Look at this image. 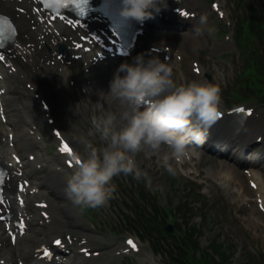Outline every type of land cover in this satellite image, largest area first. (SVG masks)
I'll return each mask as SVG.
<instances>
[{"label":"clouds","instance_id":"9594fccd","mask_svg":"<svg viewBox=\"0 0 264 264\" xmlns=\"http://www.w3.org/2000/svg\"><path fill=\"white\" fill-rule=\"evenodd\" d=\"M162 0H120L119 18L143 23ZM203 22V19H202ZM107 95L118 102L119 117L111 111L93 115L90 128L78 142L74 167L65 176V195L76 206L97 209L114 198V178H147L134 160L144 148L163 147L176 160L192 146H202L209 129L221 116V89L210 82L177 84L172 68L158 57L138 54L121 63L109 82ZM88 137H97L100 146ZM167 160V157H165ZM171 172L172 169L168 168Z\"/></svg>","mask_w":264,"mask_h":264},{"label":"bare ground","instance_id":"6f19581e","mask_svg":"<svg viewBox=\"0 0 264 264\" xmlns=\"http://www.w3.org/2000/svg\"><path fill=\"white\" fill-rule=\"evenodd\" d=\"M4 5H5L4 2H0V6H4ZM187 75H188V77H191V74L190 73L187 74ZM101 99H102V96L100 94H97L95 96V98H94V100L95 101H98V102L101 101ZM109 109H110L111 112L115 113L119 117V114L121 112V108L119 106H117L116 104L110 102L109 103ZM23 144L26 146L28 144V141L27 140L24 141ZM148 152L149 151H146V153H148ZM151 152L153 153V151H151ZM151 152H150V154H151ZM165 153L166 152H162V150H159V152H157V154L159 156H161V155L165 156ZM186 159H187V157H186ZM39 163H41V161ZM221 166L224 167V168H226V167H228V164H227V162H222L221 161ZM41 169L45 170L44 168H41ZM232 173L236 176V174L234 172H232V171L227 172L229 179H230V176L232 177ZM51 175H52V173H46L45 171H41V172H36L34 178L39 181V187L41 189L48 191L50 189H54L55 187H57L58 186V183H59V181L56 180V179H54ZM234 181L235 180H233L232 182H234ZM232 188H233L232 189V192L235 193V194H237L236 195L237 197L239 196V194L234 189H237V188H238V190L243 189L242 185L239 184V183H234L232 185ZM259 194H260L261 197H264V191L261 190V192ZM243 199H245V198H243ZM258 221H260V220H256V223L257 224H258ZM250 222H251L252 227L255 228V226L253 224V221H250ZM72 223H76V221L73 220V221H71V224ZM27 242H28L29 246H32L34 244L33 238L29 239ZM82 264H84V263H82Z\"/></svg>","mask_w":264,"mask_h":264},{"label":"rangeland","instance_id":"374dc122","mask_svg":"<svg viewBox=\"0 0 264 264\" xmlns=\"http://www.w3.org/2000/svg\"><path fill=\"white\" fill-rule=\"evenodd\" d=\"M249 2H250V6H253V7H257L258 6V3H257V1L256 0H248ZM167 167V166H166ZM173 177H175V178H182V177H179L178 176V174L177 173H172L171 174ZM183 179H185V178H182V179H180V180H178V181H175V185L176 186H178L179 188H180V191H181V195L184 193V190H183V188L185 187V190L187 189H189L190 188V184H188L185 180H183ZM197 180H199L200 178L199 177H197L196 178ZM188 181H190L189 179H187ZM191 182V181H190ZM213 189V188H212ZM210 191V193H209V195H212L213 197H215L216 196V190H209ZM163 192H165V191H159L158 192V194L160 193V194H162ZM159 197L160 198H162V196L161 195H159ZM216 198V197H215ZM249 213H250V211L248 212V216H249ZM224 220H229V219H224ZM217 226L218 225H216V224H211V225H204V224H201L200 222L198 223V227H200V230H201V232L203 231V229H204V232H205V239L207 240V241H210V240H212L213 239V236H211L212 235V232L209 230V228H217ZM221 227H218L217 229H220ZM222 228H230V229H233V225L231 224V222H229V223H227L226 225H223L222 224ZM121 230L122 229H120L119 231H118V234H117V236L118 237H120V232H121ZM226 235L227 236H231L232 238H233V236H234V231L233 230H228L227 231V233H226ZM235 237V236H234ZM204 239V238H203ZM203 239H201V240H203ZM202 242H204V240L202 241ZM250 245H252L253 247H258V248H260L261 246L262 247H264L262 244H261V241H257V240H253V241H251L250 242ZM144 251H145V246H144V249H143V252H142V256H143V254H144ZM140 256V255H139ZM237 261H238V259H235V258H232L231 260H230V264H239V263H237Z\"/></svg>","mask_w":264,"mask_h":264},{"label":"snow or ice","instance_id":"6c2138e0","mask_svg":"<svg viewBox=\"0 0 264 264\" xmlns=\"http://www.w3.org/2000/svg\"><path fill=\"white\" fill-rule=\"evenodd\" d=\"M61 19H64V17L61 16ZM68 23H71V21H68ZM237 111H243V109H238ZM59 151L62 152V153H66L68 155L72 154L71 149L69 148V146L67 144H62L60 149H59ZM56 243L59 244L60 242L56 241ZM128 243L131 244V241H129ZM133 247H134V245H133Z\"/></svg>","mask_w":264,"mask_h":264}]
</instances>
